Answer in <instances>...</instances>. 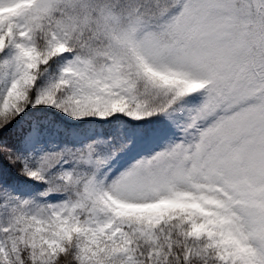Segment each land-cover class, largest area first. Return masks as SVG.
Returning a JSON list of instances; mask_svg holds the SVG:
<instances>
[{
  "label": "snow or ice",
  "instance_id": "obj_1",
  "mask_svg": "<svg viewBox=\"0 0 264 264\" xmlns=\"http://www.w3.org/2000/svg\"><path fill=\"white\" fill-rule=\"evenodd\" d=\"M0 264H264V0H0Z\"/></svg>",
  "mask_w": 264,
  "mask_h": 264
}]
</instances>
